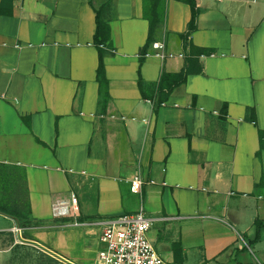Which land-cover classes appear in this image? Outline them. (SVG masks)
<instances>
[{
	"label": "crops",
	"instance_id": "crops-1",
	"mask_svg": "<svg viewBox=\"0 0 264 264\" xmlns=\"http://www.w3.org/2000/svg\"><path fill=\"white\" fill-rule=\"evenodd\" d=\"M146 1L0 0V164L31 220L19 245L0 213V264H95L102 221L141 209L168 261L264 264V0H196L194 21L165 0L151 41Z\"/></svg>",
	"mask_w": 264,
	"mask_h": 264
},
{
	"label": "built area",
	"instance_id": "built-area-1",
	"mask_svg": "<svg viewBox=\"0 0 264 264\" xmlns=\"http://www.w3.org/2000/svg\"><path fill=\"white\" fill-rule=\"evenodd\" d=\"M160 47L163 48V45ZM143 185L144 180L140 174L134 175L130 181V188L134 193H140ZM76 203L77 200L73 197L71 204L74 209ZM53 214L55 217L69 215V205L64 202L54 204ZM73 223L79 225L82 222ZM153 224V218L147 216L142 209L103 220L100 233L102 248L95 264H178L166 260L156 250L148 235ZM9 232L15 244H29L23 237L24 227L17 221Z\"/></svg>",
	"mask_w": 264,
	"mask_h": 264
},
{
	"label": "trees",
	"instance_id": "trees-1",
	"mask_svg": "<svg viewBox=\"0 0 264 264\" xmlns=\"http://www.w3.org/2000/svg\"><path fill=\"white\" fill-rule=\"evenodd\" d=\"M187 3H189L193 9V21L196 17V0H184ZM164 3L165 0H147L145 2V10H144V15L145 17L150 21L151 24V28H150V34H149V41L152 40L155 30L158 27V25L162 22L163 20V15H164ZM2 14H6V15H11L12 14V8H4V7H0V15ZM192 26V25H191ZM101 33L102 35L107 33L106 28L101 27ZM200 70V69H198ZM193 71V69H189L188 72ZM185 75L181 74L178 78L177 83H183L186 80V76L187 73ZM99 80H100V84H101V97L104 98L105 100H107L108 98V88H107V80L105 78L104 72L101 68V70L99 71ZM141 89L144 91V83L141 81L140 83ZM164 98V94L161 97ZM252 115L250 116V118L255 121V115L252 112ZM261 141H262V146L264 147V133L261 132ZM26 198H27V205L24 206L23 208L19 207V208H11L9 204H7L4 201H0V213L11 217L13 219H15L20 225H22L23 227L25 225H28L31 223V220L29 218L30 215V205H29V199H28V193H27V187H26ZM261 224H259V229L261 228ZM257 238H259V236H257Z\"/></svg>",
	"mask_w": 264,
	"mask_h": 264
},
{
	"label": "rangeland",
	"instance_id": "rangeland-1",
	"mask_svg": "<svg viewBox=\"0 0 264 264\" xmlns=\"http://www.w3.org/2000/svg\"><path fill=\"white\" fill-rule=\"evenodd\" d=\"M26 197L25 180L22 170L0 164V200L9 204L11 208H23L27 205ZM0 221L5 225L10 223L6 219H0ZM20 252L22 256L27 257L26 264H42L38 263V254L34 253L33 250L24 249Z\"/></svg>",
	"mask_w": 264,
	"mask_h": 264
}]
</instances>
